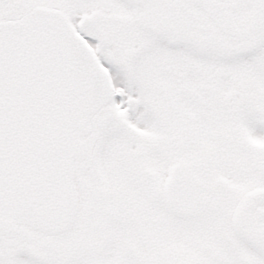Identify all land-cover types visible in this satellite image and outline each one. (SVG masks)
Returning a JSON list of instances; mask_svg holds the SVG:
<instances>
[{
    "label": "snow or ice",
    "instance_id": "snow-or-ice-1",
    "mask_svg": "<svg viewBox=\"0 0 264 264\" xmlns=\"http://www.w3.org/2000/svg\"><path fill=\"white\" fill-rule=\"evenodd\" d=\"M0 264H264V0H0Z\"/></svg>",
    "mask_w": 264,
    "mask_h": 264
}]
</instances>
